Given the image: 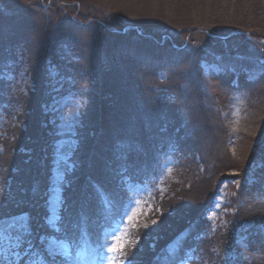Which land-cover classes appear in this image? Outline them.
Wrapping results in <instances>:
<instances>
[{
    "label": "trees",
    "instance_id": "obj_1",
    "mask_svg": "<svg viewBox=\"0 0 264 264\" xmlns=\"http://www.w3.org/2000/svg\"><path fill=\"white\" fill-rule=\"evenodd\" d=\"M185 3L188 13L194 11L191 17L151 26L131 20L122 11L95 8L90 3L72 16L40 3H30L19 13L0 14V68L21 55L33 84L29 93H23L0 78V115H9L0 136V201L6 214L30 215L34 239L42 234L56 235L72 242L81 238L85 226L99 236L98 229L111 227L124 209L127 191L119 183L120 172L141 182L168 158L174 159L169 177L176 175L180 181L172 179L170 186L167 184L170 196L157 203L163 214L150 217L148 227L135 230L136 238L143 241L154 232L159 235L165 219L181 212V204L191 210L199 200L195 194L199 186L208 188L207 178L229 169L243 174L242 178L252 171L253 182L242 184L233 202L239 211L252 206L257 216L264 217V197L257 206L251 204L257 202L253 197L264 182V0L182 1ZM70 8L74 11L73 5ZM81 17H89L90 22L81 21ZM134 24L146 34L168 33L177 46L159 44L155 39L144 41L145 33L123 31L122 27ZM179 33L190 35L188 42L195 46L182 47L184 39L173 36ZM65 47L72 49L75 59L58 60L57 52ZM232 48L240 55H233ZM109 52L132 57L140 66L112 64ZM200 59L237 70L213 73L205 81L194 73ZM47 60L58 62L65 69L70 91L86 99L75 130L77 146L70 157L73 168L62 184L60 230L45 222L47 191L53 184L52 151L44 150L49 143L43 126L46 115L40 108L47 98ZM180 68H185L184 76L177 72ZM185 77L191 80L188 78L181 89L178 83ZM161 83L166 96L157 91ZM190 94L196 99L187 98ZM230 98L241 101L237 116L232 114ZM208 100L215 102V107L203 106ZM14 104L18 109L12 113ZM13 115L14 119L10 118ZM249 145L252 151L243 165L242 149L246 151ZM22 150H31V154ZM155 218L157 221H152ZM254 227L248 230L246 251L254 260L243 264H264V228ZM184 228L165 232L176 237L177 244L163 251L168 242L161 243L150 264H179L187 260L193 247L201 257H213L208 237H199L204 235V225L193 223ZM125 252L128 260L135 259L134 248ZM83 259L86 264L88 258Z\"/></svg>",
    "mask_w": 264,
    "mask_h": 264
},
{
    "label": "rangeland",
    "instance_id": "obj_2",
    "mask_svg": "<svg viewBox=\"0 0 264 264\" xmlns=\"http://www.w3.org/2000/svg\"><path fill=\"white\" fill-rule=\"evenodd\" d=\"M81 1L0 0V14L10 15L19 13L24 8L26 9L30 3H33V5L40 3L44 5L46 9H51L54 12H58V9L62 13L66 10L67 14L72 16L74 12L75 14L81 13L84 5L86 3H90L89 5L95 6V8L97 6H104L112 12L121 13L120 11H122L127 17L131 18V20L150 26L152 23H177L191 17V15L194 14V11H192L193 14L188 13L186 3L182 5V1L185 0H84L86 3H82ZM69 4L73 5L74 11L71 10V5ZM33 5L31 6L32 8H34ZM40 11L43 13L44 17L47 16L43 10L40 9ZM45 19H48V17H45ZM81 21L90 22V18L81 17ZM122 29L123 31H133L137 34H143L146 32L145 29L140 28L137 24H134L132 27L124 26ZM173 36L178 40L184 39L183 44L181 45L182 47L192 49L195 46L194 43L188 42L190 35L187 36L180 34L177 37V34H174ZM168 37L169 34L165 32L160 33L157 36L152 33H145L141 39L148 42L155 39L159 44H172L175 47L176 43L171 41ZM196 43V45L200 44L198 42ZM207 51H210V48H208ZM223 51L229 52V49L223 48ZM232 51H234L233 55H240L239 50L232 48ZM57 53H60V56H58L60 58H58V60L76 58V54L70 47H65L64 49H61V52L58 51ZM107 56H109L108 60H110L112 64L117 62V64L124 67L140 66L136 60L129 56H124L115 52H109ZM46 62L48 77V90L46 93L47 98L40 108L41 112L46 115V120L43 126L46 130L49 143L44 150L48 148V150L52 151L51 174L53 184L47 191L45 203L48 209L47 201L49 196H51L53 208H59L61 210L63 204L62 184L65 175L71 172L73 168L70 157L77 146L75 130L79 123L80 111L84 107L86 99L74 95V93L70 91L68 84L66 85L69 80L65 73H63L65 69L61 68L58 62H51L50 60H47ZM251 63L256 65V60L251 59ZM223 69L225 71L228 70L229 72H235V70H237L235 66L227 65L225 68H222L216 63H209L205 59H200L197 61L194 73H198L203 80L208 81L213 73L222 72L224 71ZM184 71L185 68L177 70L180 76H184ZM163 74L164 72H162V75ZM0 78L15 85V90L19 92L29 93L33 88L30 76L27 73L26 61L21 55H19L16 60L8 62L0 68ZM188 78L191 80L190 77L180 79L181 81H179L178 84L181 89L185 87L183 85H185L184 82L187 81ZM190 84L197 88L194 82H190ZM70 86H72V83ZM163 86L164 84L161 83V87L157 88V91L161 94V96H166L165 92L167 89L163 88ZM187 98L196 99V97L194 95L192 96V94H190ZM231 99L233 101V108L231 110L232 114L237 116L241 108V101H239L238 98H230V100ZM224 102L227 101L224 99ZM214 103L215 102L211 103L208 100L203 106L208 109L212 106L215 107ZM17 109L18 105L16 104L15 106L14 104L11 112L15 113L17 112ZM225 109L229 110L230 108L225 106ZM8 116V114L7 117L5 114L0 115V136L4 135L5 122H7ZM10 118L14 119V115ZM257 127L258 126L256 125L254 129H257ZM260 132H262V129ZM252 145L253 144H251V146ZM251 146L249 145V149L246 151H243L242 149V152H244L243 157L241 158L243 165L246 164L248 158L250 157L252 151ZM22 152L31 154V150H22ZM30 158L31 156H29V159ZM170 159L171 158H168L166 162L160 163L159 166H157L158 168L156 167L157 171H154L152 175H146L147 177H145V179L141 182L131 181L126 173L122 174L124 171L120 172L121 177L119 183L122 184L124 189L127 191V199L122 215L111 227L101 226V228L98 229L99 236H94L97 235L96 230H88L93 241L90 247L82 248L78 243L81 238L69 242L68 240L57 237L56 235H45L46 239L54 238L64 239L67 241L73 257L68 264H85V258L80 260L75 259L78 252H82L83 257L88 258L86 264H113V262L114 264H122L123 256L126 255L127 257L129 254L125 252L127 248L129 250L134 248L133 256L135 255V259L132 260L133 264H150L152 258H155L156 256V254L153 255V253L157 250V247L161 245V243L164 245L168 242L166 244L167 248L165 245L166 249L163 251L171 250L175 248L177 244V242L174 241L176 237L171 238V234H166V231H172L173 229H175V231H179L180 229L183 231L186 229L184 227L190 224L195 223V225L198 226L202 223L204 225V235H199V237L200 239L204 238V236L208 237V248L213 257H210L209 259L204 258V256L201 257L197 253L196 247H193L192 251L188 252L187 260L181 261L179 264H193L196 262H198V264H219L217 259L223 263L226 262V264H243L244 262L251 263L254 259L251 260L249 259V256L246 255V251L249 248L248 236L250 233L248 230L254 226L256 229L264 228V213L262 211L263 218H260L261 216H257V210H255L252 206H249L246 211V208H242L239 211L238 204H235L233 199L239 189H241L242 184H250L253 182L254 179L251 176L252 171H247L244 178L241 177L243 174L239 173L235 169H229V171L227 170L218 173L215 172L207 178L208 188L204 189V187L200 185L198 192H195V194L197 193L196 195H198L197 197H199V200L192 204L190 211H188V208H186L184 204L180 205L179 203L177 206L180 205L179 207L181 208L179 209H181V212L178 214L175 212L173 216H169L165 219V225L161 226L163 228L160 230L158 227L160 233L159 235L157 234L155 236L154 232L151 237L148 236L144 238L143 241L136 238V235L134 236L135 230L139 227H148V224L150 223L147 222L150 217L152 218V216L163 214V209H160L157 203L170 196L167 184L170 186L169 183L173 181L172 179L175 180L173 182L180 181L179 178L177 179L175 177L176 175L174 176L175 178L169 177L170 172L173 170L172 166L174 160ZM182 186L185 187V185ZM258 190L259 193L255 194L253 197L254 199H257V202L251 203L253 206H257L259 201L264 197V182L260 184ZM107 204H109V202H107ZM152 221L155 222L157 219H152ZM52 227L55 228V225H52ZM199 237L196 236V239H199ZM98 242L100 244H97ZM99 245H104V248L111 246L116 251L113 253L102 251L99 248ZM121 246H123L122 252L120 251ZM102 255L108 257V260H102ZM164 258L165 256H163L162 260ZM55 264H61V258L58 257ZM124 264H126V261H124Z\"/></svg>",
    "mask_w": 264,
    "mask_h": 264
},
{
    "label": "snow or ice",
    "instance_id": "obj_3",
    "mask_svg": "<svg viewBox=\"0 0 264 264\" xmlns=\"http://www.w3.org/2000/svg\"><path fill=\"white\" fill-rule=\"evenodd\" d=\"M47 203L46 225H55V229L60 230L58 222L63 219L60 209L53 208L51 196ZM5 207L3 201H0V264H55L58 257L61 258V264H68L73 259L66 240L46 239L45 235L34 239L30 215L6 214ZM78 243L82 248L90 247L93 243L86 226L81 229V239ZM99 248L109 253L116 251L111 246L104 248V245H99ZM120 251H123V246ZM75 259H83L82 252H78ZM101 259L107 261L108 257L102 255ZM124 261L126 264H133V261L127 260L126 255L122 258V264Z\"/></svg>",
    "mask_w": 264,
    "mask_h": 264
},
{
    "label": "bare ground",
    "instance_id": "obj_4",
    "mask_svg": "<svg viewBox=\"0 0 264 264\" xmlns=\"http://www.w3.org/2000/svg\"><path fill=\"white\" fill-rule=\"evenodd\" d=\"M224 70V69H223ZM225 71V70H224Z\"/></svg>",
    "mask_w": 264,
    "mask_h": 264
}]
</instances>
